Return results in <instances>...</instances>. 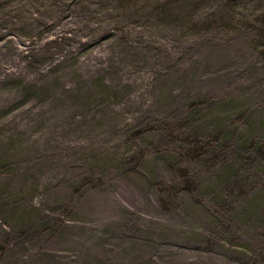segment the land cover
Wrapping results in <instances>:
<instances>
[{
  "label": "rangeland",
  "instance_id": "1",
  "mask_svg": "<svg viewBox=\"0 0 264 264\" xmlns=\"http://www.w3.org/2000/svg\"><path fill=\"white\" fill-rule=\"evenodd\" d=\"M0 264H264V0H1Z\"/></svg>",
  "mask_w": 264,
  "mask_h": 264
},
{
  "label": "trees",
  "instance_id": "2",
  "mask_svg": "<svg viewBox=\"0 0 264 264\" xmlns=\"http://www.w3.org/2000/svg\"><path fill=\"white\" fill-rule=\"evenodd\" d=\"M57 1L58 4H61L63 0H54ZM0 4H1V0H0Z\"/></svg>",
  "mask_w": 264,
  "mask_h": 264
}]
</instances>
